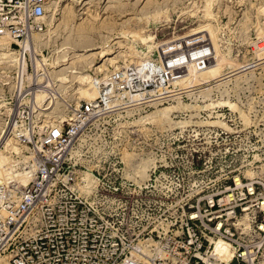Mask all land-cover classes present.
<instances>
[{"label": "rangeland", "instance_id": "374dc122", "mask_svg": "<svg viewBox=\"0 0 264 264\" xmlns=\"http://www.w3.org/2000/svg\"><path fill=\"white\" fill-rule=\"evenodd\" d=\"M46 24L32 51L12 47L0 60L3 175L11 164L20 168L50 128H64L84 103L96 100L108 106L67 148L77 170L140 186L149 180L151 187L134 190L150 194L138 212L149 206L156 222L177 202L185 209L188 202L202 205L206 195H230L223 213L236 207L242 226L264 225V0H49ZM198 30L196 36L204 34L198 46L212 54L214 41L220 63L209 69L213 53L196 82H178L185 69L158 101L160 91L138 96L124 77L105 99L95 90L113 70L122 76L146 59L159 64L165 46L189 43ZM0 40V48L8 44ZM78 74L92 80L88 93ZM10 135L20 154L4 151ZM261 253L264 264V240Z\"/></svg>", "mask_w": 264, "mask_h": 264}, {"label": "built area", "instance_id": "2783aa9c", "mask_svg": "<svg viewBox=\"0 0 264 264\" xmlns=\"http://www.w3.org/2000/svg\"><path fill=\"white\" fill-rule=\"evenodd\" d=\"M48 6L49 0H0V38L9 49H20L46 31ZM190 42L165 47L159 64L146 59L122 76L113 70L98 81L96 91L105 99L124 77L125 86L138 88V96L154 89L161 92L154 101L162 100L166 85L185 69L207 67L209 49ZM107 106L84 103L64 128L44 134L20 168H6L28 175L25 183H0V264H259L264 230L242 226L236 207L223 213L221 208L233 201L230 195H206L202 205L188 202L185 209L177 202L156 222L148 216L149 206L138 212L139 203L147 199L150 204V194L134 190L151 187L149 180L142 186L127 179L103 180L69 163L71 141ZM261 212L264 216V207Z\"/></svg>", "mask_w": 264, "mask_h": 264}, {"label": "bare ground", "instance_id": "6f19581e", "mask_svg": "<svg viewBox=\"0 0 264 264\" xmlns=\"http://www.w3.org/2000/svg\"><path fill=\"white\" fill-rule=\"evenodd\" d=\"M67 12H70L72 9L69 7V8H67ZM205 25V24H204ZM90 27H92V25H89ZM208 26V25H207ZM202 27V26H201ZM210 30H209V32H210V35H208V36H210V37H208V38H210L211 40L213 39V36H212V31H211V28H209ZM195 30H197V29H195ZM212 32V33H211ZM202 33V32H201ZM198 34H200V32H199V30L198 31H193V33L192 34H190V35H188V36H190V37H192V39H191V42L190 43H198L199 42V40H201V39H199L201 36H203V35H201V36H196V35H198ZM38 37V35H34L31 39H29L28 40V42L27 43H25V44H22L21 43V45H22V48H23V51H30L31 50V47L35 44V41H34V39L35 38H37ZM207 37V36H206ZM202 38V37H201ZM0 39H2V40H4V38H0ZM150 39V38H149ZM185 39V38H184ZM187 39V38H186ZM204 39H206V38H204ZM1 41V40H0ZM187 41V40H186ZM176 41H172V44L173 43H175ZM209 42V41H208ZM211 42V41H210ZM170 43V42H169ZM169 43H167V44H169ZM177 43V42H176ZM185 43V42H184ZM214 43V41L212 42V46L214 47V52H213V50H212V52L214 53V58H215V64L214 65H212L209 69H212V68H214V67H216L219 63H220V58H218V53H217V49H216V46L213 44ZM164 44V43H163ZM200 44V43H199ZM202 44V43H201ZM204 44V43H203ZM202 44V45H203ZM1 45V44H0ZM157 45V44H156ZM166 45V44H165ZM164 45V46H165ZM170 45V44H169ZM176 45V44H175ZM210 45V44H209ZM174 46V45H173ZM165 47H167V46H165ZM169 47V46H168ZM163 49V48H162ZM213 49V48H212ZM33 50V49H32ZM31 50V51H32ZM90 49H86L84 52H87V51H89ZM92 50V49H91ZM28 51V52H29ZM12 52H11V50L8 48V44L6 43L5 44V47H3V48H0V60L1 59H4V58H6L8 55H10ZM212 53V54H213ZM212 54H211V57H212ZM80 55H82V54H80ZM99 55L103 58V57H105L106 55H108L106 52H104V51H100L99 52ZM211 57H210V60H211ZM213 58V59H214ZM22 59V58H21ZM214 62V61H213ZM22 63V62H21ZM209 63V62H208ZM73 65V64H72ZM209 65H210V63H209ZM208 69V68H207ZM186 71V70H185ZM188 72H186V73H188V75H186V78L184 79L183 78V81H178V82H180V83H189V82H196L197 81V76H198V73L194 70V69H192V67H188V70H187ZM70 73H74L73 72V70L72 71H70ZM82 74V73H81ZM86 74V73H85ZM79 75V74H78ZM183 77V76H182ZM182 77H181V79H182ZM77 79H78V81L80 82V83H84L85 85H84V87H86L85 89H84V91H85V93H88L87 92V90L89 89H93V87H94V85H93V82H92V80L90 79V77L88 76V75H79V76H77ZM61 80H64L63 78H61ZM65 81H66V79H65ZM176 83H177V81H176ZM97 84V86H98V82L96 83ZM88 86V87H87ZM97 86L95 87V90H96V88H97ZM189 86V85H188ZM82 88V87H81ZM80 90V89H79ZM92 98H94V97H92ZM91 98V99H92ZM12 136L10 135L9 137H7L6 138V142H5V144H4V151H9V152H16V154H20L21 152H22V148H20V147H16V146H14L13 144H14V142H12L13 140H14V138L12 137ZM24 147V146H23ZM4 154V153H3ZM2 153H0V183H6V182H9V181H19L20 183H25L26 182V180H27V175H28V173L26 172V173H24L23 175L22 174H18V173H15V172H10L9 173V175L7 176V175H3V173H2V169L4 168V165H5V163H6V161L8 160V154H7V152H6V154L5 155H3ZM27 159V158H26ZM22 176V177H21ZM263 204V203H262ZM219 227V226H218ZM260 228H261V230H264V225H261L260 226ZM222 247V245H221V243H217L216 244V247H215V252L216 253H219V249Z\"/></svg>", "mask_w": 264, "mask_h": 264}]
</instances>
